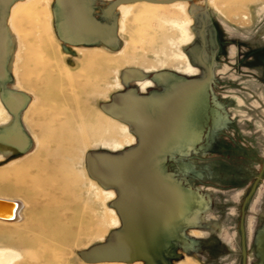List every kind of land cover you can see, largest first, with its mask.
I'll list each match as a JSON object with an SVG mask.
<instances>
[{
  "label": "rangeland",
  "instance_id": "374dc122",
  "mask_svg": "<svg viewBox=\"0 0 264 264\" xmlns=\"http://www.w3.org/2000/svg\"><path fill=\"white\" fill-rule=\"evenodd\" d=\"M117 1L0 0V264H264V0Z\"/></svg>",
  "mask_w": 264,
  "mask_h": 264
},
{
  "label": "bare ground",
  "instance_id": "6f19581e",
  "mask_svg": "<svg viewBox=\"0 0 264 264\" xmlns=\"http://www.w3.org/2000/svg\"><path fill=\"white\" fill-rule=\"evenodd\" d=\"M177 60H182L180 55L177 56ZM0 201L12 202L11 204L0 202V223L15 224L22 220L19 215L20 210H15V205H18L19 201L8 198H0Z\"/></svg>",
  "mask_w": 264,
  "mask_h": 264
},
{
  "label": "water",
  "instance_id": "95a60500",
  "mask_svg": "<svg viewBox=\"0 0 264 264\" xmlns=\"http://www.w3.org/2000/svg\"><path fill=\"white\" fill-rule=\"evenodd\" d=\"M194 1H199V0H119L112 5V7L110 8V11H114L118 7H120L122 5L130 4V3L146 2V3H150V4H155V5H173L175 3H180V2L181 3H188V2H194ZM205 1H207V0H205ZM0 202L8 203V204L12 203V202H8V201H0Z\"/></svg>",
  "mask_w": 264,
  "mask_h": 264
},
{
  "label": "crops",
  "instance_id": "0c3cea01",
  "mask_svg": "<svg viewBox=\"0 0 264 264\" xmlns=\"http://www.w3.org/2000/svg\"><path fill=\"white\" fill-rule=\"evenodd\" d=\"M0 24L2 25V28H3V34L5 35L6 33H9V32H11L10 31V28H9V19H7L6 17H4V18H0ZM5 37V36H4ZM176 61H177V59H176ZM7 64V62H6V58L3 60V66H5ZM3 72L4 73H2V77H1V81H2V83L3 84H5V82H6V80H7V78H8V76H11V73L9 72V69H7L6 70V68L5 67H3ZM186 71H188L189 73H193L194 71H193V69L192 68H190V66H188V67H186ZM9 72V73H8ZM10 79V78H9ZM11 79H13V78H11Z\"/></svg>",
  "mask_w": 264,
  "mask_h": 264
}]
</instances>
